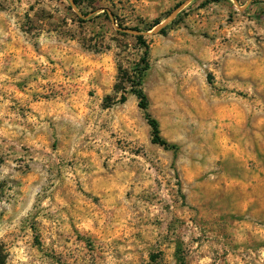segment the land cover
<instances>
[{
  "label": "rangeland",
  "instance_id": "374dc122",
  "mask_svg": "<svg viewBox=\"0 0 264 264\" xmlns=\"http://www.w3.org/2000/svg\"><path fill=\"white\" fill-rule=\"evenodd\" d=\"M136 29L177 152L115 90ZM0 244L6 264H264V0H0Z\"/></svg>",
  "mask_w": 264,
  "mask_h": 264
},
{
  "label": "trees",
  "instance_id": "16d2710c",
  "mask_svg": "<svg viewBox=\"0 0 264 264\" xmlns=\"http://www.w3.org/2000/svg\"><path fill=\"white\" fill-rule=\"evenodd\" d=\"M213 1L218 2L221 0H213ZM180 17L181 16H179L174 23L179 22ZM167 29L168 27L163 29L161 31V34H165ZM136 31H138V29H136ZM135 37L139 45L144 49L143 57L141 59V65L132 75L127 74L120 68L119 69L120 82L115 86V90L119 91L120 89H122L121 86H123L126 83L129 84L130 92L137 97L139 101V107L145 112V118L147 120L148 125L151 128L152 143L162 147L165 150L177 152L179 150V147L175 144L168 142L162 136L159 122L147 112L149 108V98L142 89V80L146 71L149 69V61H148L149 47L142 36L137 35ZM7 258H8V254L6 252V249L3 245L0 244V264H6Z\"/></svg>",
  "mask_w": 264,
  "mask_h": 264
},
{
  "label": "water",
  "instance_id": "95a60500",
  "mask_svg": "<svg viewBox=\"0 0 264 264\" xmlns=\"http://www.w3.org/2000/svg\"><path fill=\"white\" fill-rule=\"evenodd\" d=\"M185 4L181 5L177 10H175L171 16L166 20V22L162 25H160L159 27H157L155 30H154V33H158L160 30H162L163 28H165V26H167L169 23H171L175 17L178 15V13L181 11V9L184 7ZM121 30V29H120ZM124 32H129V33H133L135 35H140V32L136 31V32H132V31H129V30H122Z\"/></svg>",
  "mask_w": 264,
  "mask_h": 264
}]
</instances>
